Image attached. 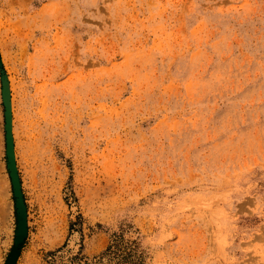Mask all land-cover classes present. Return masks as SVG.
Returning a JSON list of instances; mask_svg holds the SVG:
<instances>
[{
	"label": "rangeland",
	"instance_id": "1",
	"mask_svg": "<svg viewBox=\"0 0 264 264\" xmlns=\"http://www.w3.org/2000/svg\"><path fill=\"white\" fill-rule=\"evenodd\" d=\"M0 264H264V0H0Z\"/></svg>",
	"mask_w": 264,
	"mask_h": 264
},
{
	"label": "water",
	"instance_id": "2",
	"mask_svg": "<svg viewBox=\"0 0 264 264\" xmlns=\"http://www.w3.org/2000/svg\"><path fill=\"white\" fill-rule=\"evenodd\" d=\"M8 151H9V154H10V164L13 167V163H12V145H11V143H9ZM22 234H23V224L21 223L20 227H19V236H22Z\"/></svg>",
	"mask_w": 264,
	"mask_h": 264
}]
</instances>
